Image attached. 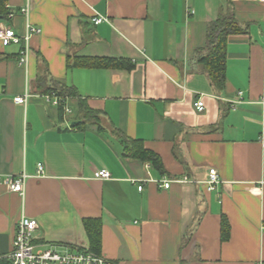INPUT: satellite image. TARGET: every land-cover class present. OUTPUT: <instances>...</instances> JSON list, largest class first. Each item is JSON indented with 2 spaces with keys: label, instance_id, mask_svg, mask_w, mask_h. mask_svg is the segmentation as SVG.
I'll return each mask as SVG.
<instances>
[{
  "label": "crops",
  "instance_id": "0c3cea01",
  "mask_svg": "<svg viewBox=\"0 0 264 264\" xmlns=\"http://www.w3.org/2000/svg\"><path fill=\"white\" fill-rule=\"evenodd\" d=\"M6 9L15 15L0 17V30L24 37L30 24L41 34L26 65L23 43L0 42V260L10 261L25 216L39 223L34 244L60 252L90 250L84 222L101 219L99 255L118 264H264V2L6 0ZM220 16L244 32L229 37L217 92L196 57ZM81 59L134 68L75 67ZM46 71L48 85L77 89L70 114L37 87ZM28 92L25 105L15 102ZM79 100L96 113L82 128ZM123 137L156 154L164 174L126 157ZM102 169L109 180L97 177ZM211 169L223 182L208 192ZM22 174L24 195L6 183Z\"/></svg>",
  "mask_w": 264,
  "mask_h": 264
},
{
  "label": "trees",
  "instance_id": "16d2710c",
  "mask_svg": "<svg viewBox=\"0 0 264 264\" xmlns=\"http://www.w3.org/2000/svg\"><path fill=\"white\" fill-rule=\"evenodd\" d=\"M9 12L6 9V0H0V17L8 18ZM244 31L232 17L220 16L214 20L207 30V45L197 55V63L201 66L202 72L207 76L211 86L218 92L222 90L226 83L227 72V46L229 37L241 34ZM70 65L68 64V68ZM75 67L87 68H116L132 70L134 64L123 59H81L75 62ZM48 71L38 79L37 87L43 88L44 95H56L66 101L70 98L79 97L75 87L67 86L63 83L50 80L47 84ZM60 115L63 116V108L59 107ZM94 111L91 110L83 100H79V127L84 126V120L94 119ZM84 119V120H83ZM124 153L126 157L150 162L154 168L164 174L161 159L153 152L145 149L142 142L130 140L123 137ZM86 233L90 243V251L101 254L102 220L86 219L84 222ZM221 239L226 242L230 239V224L223 216L221 222ZM0 264H12L11 261L1 259Z\"/></svg>",
  "mask_w": 264,
  "mask_h": 264
},
{
  "label": "built area",
  "instance_id": "2783aa9c",
  "mask_svg": "<svg viewBox=\"0 0 264 264\" xmlns=\"http://www.w3.org/2000/svg\"><path fill=\"white\" fill-rule=\"evenodd\" d=\"M264 2V0H259ZM29 7L22 8L20 13L27 17L29 15ZM14 13L9 12L8 18L12 19ZM106 21L104 17H98L94 19V23L99 25ZM41 34V29L28 24L26 27V34L24 37L17 35V33L12 28L0 30V42L4 47H8L12 44L19 45L24 44L21 51L19 62L21 65L27 64L28 54H29V42L32 36ZM30 98L29 92L24 96H19L15 98V102L20 105H25ZM46 100L52 102L58 107H62L65 113L68 115L71 113V109L66 104V101L58 98L56 95H46ZM239 102H235L233 109H236ZM195 108L198 112L204 111V103L198 100L195 103ZM45 167L43 164H38V174L45 175ZM97 177L102 180H109L111 178V173L102 169L98 171ZM27 176L22 174L18 177L9 176L6 179V183L10 191L24 195V185ZM188 179L184 178L182 182H187ZM222 179L219 172L216 169H211L209 172V179L202 184L206 186L208 192H213L218 186L222 184ZM171 182L169 180L164 181L162 187L164 189H169ZM143 186L139 187L142 191ZM39 227L38 221L35 219H30L23 216L17 225L16 237L14 240V250L9 255L8 259L12 264H118L115 261L108 260L99 254H95L88 248H78L75 250H68L65 252H60L56 249L44 248L40 245L34 244V234ZM264 233V229H263Z\"/></svg>",
  "mask_w": 264,
  "mask_h": 264
}]
</instances>
